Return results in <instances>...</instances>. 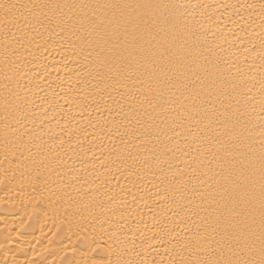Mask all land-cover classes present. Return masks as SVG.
Returning a JSON list of instances; mask_svg holds the SVG:
<instances>
[{
	"label": "bare ground",
	"instance_id": "1",
	"mask_svg": "<svg viewBox=\"0 0 264 264\" xmlns=\"http://www.w3.org/2000/svg\"><path fill=\"white\" fill-rule=\"evenodd\" d=\"M152 2L188 5L184 9L188 19L194 16L205 24L209 42L219 45L215 52L223 57V75L212 78L217 82L199 81L188 74L186 82L195 87L187 91L163 83L157 86L155 80L149 87L147 78L143 84L107 81L110 86L97 87L95 73L84 71L78 47H70L75 40L71 26L61 33L44 16L29 27L0 26V169L15 167L22 156L47 157L55 169L50 176L54 202L57 195L62 196L60 204L66 207L73 203L69 196L78 199L84 192L97 203L115 198L111 206L123 218L118 212L109 233L118 232V239L135 234L139 244L140 232L151 236L168 225L175 229L173 235L179 234L178 240L191 241L194 253L197 247L202 250L197 254L200 258H231L217 205L226 199L222 175L239 161L241 140L258 149L264 133V15L260 8L264 0ZM61 138L63 146L58 143ZM55 206L45 203L33 212L26 199L21 202L18 181L0 186V264H24L26 259L60 264L61 250L69 239L64 234L48 244V229L55 231L51 218ZM25 209L33 215L31 221ZM105 242L116 244L107 236L101 241ZM42 247L49 250L33 255V249L39 253ZM77 247L79 251H69L67 257L73 264L87 252L86 246ZM155 247L158 251L137 248L121 258L133 264L144 258L168 264L170 254L163 246ZM94 258L107 261L110 257L97 253Z\"/></svg>",
	"mask_w": 264,
	"mask_h": 264
},
{
	"label": "snow or ice",
	"instance_id": "2",
	"mask_svg": "<svg viewBox=\"0 0 264 264\" xmlns=\"http://www.w3.org/2000/svg\"><path fill=\"white\" fill-rule=\"evenodd\" d=\"M187 7L152 0L97 4L0 0V26L29 27L33 22L39 23L41 16L49 24L55 22L61 33L68 31L71 26L75 40L70 42V47H78V54L83 55L85 60L84 71L88 75L95 73L93 79L98 81L97 87L101 84L110 86L107 81L119 84L125 80H134L143 84L147 78L149 87L155 80L157 86L163 83L170 88L187 91L195 87L193 83L186 82L188 74L195 75L199 81L211 79L213 84L217 82L213 77L223 75V57L215 52V47L219 45L213 46L209 42L204 23L196 21L194 16L192 20L188 19L184 12ZM260 8L264 15V3ZM64 9L68 12H63ZM74 10L82 14L76 15ZM97 10H100L99 14ZM89 11L91 15H88ZM58 143L63 146L64 140L61 138ZM239 153V161L230 164L222 175V191L226 199L217 205L222 210L218 223L223 225L224 237L228 239L229 251L232 252V257L226 259L213 256L200 258L197 254L202 250L197 247L194 253L191 241L178 240L176 236L179 234L173 235L175 229L168 225L153 232L151 236L140 232L139 244L136 243L135 234L131 239L126 234L123 240L118 239V232L109 233V228L114 227V218L120 212L111 206L115 198L109 197L107 204L97 203L84 192L79 194L78 199L69 196L73 203L66 207L60 204L62 196L57 195L54 202L50 176L55 169L47 157L22 156L15 167L0 169V186L18 181L21 202L26 199L33 212L37 206L45 203L57 205L52 207L51 218L55 231L53 228L48 229L51 233L48 244H52V238L68 235L69 244L61 250L63 255L60 256V264H73L67 257L69 251L73 254L79 251L77 244L86 246L87 252L75 264H133L131 259H122V254L137 248L143 252L148 249L158 251L155 245L163 246V250L170 254L168 264H264V133L258 149L241 140ZM12 154L15 155V152ZM224 211H227V216ZM25 214L27 221L33 219V215L26 209ZM44 215L48 217V212L45 211ZM120 217L123 218L122 212ZM25 224L22 217L21 227ZM41 234L44 235L43 226ZM105 236L108 241L115 240L116 244H102ZM48 250V247H42L37 253L33 249V255ZM222 250L218 248L217 252ZM97 253H107L110 258L107 261L94 258ZM194 255L196 258H193ZM24 264L38 262L26 259ZM138 264L155 262L144 258Z\"/></svg>",
	"mask_w": 264,
	"mask_h": 264
}]
</instances>
